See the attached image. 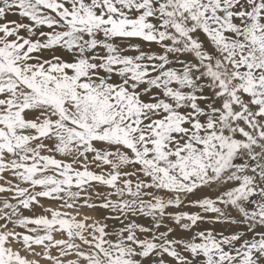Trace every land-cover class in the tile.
Wrapping results in <instances>:
<instances>
[{
  "label": "snow or ice",
  "instance_id": "snow-or-ice-1",
  "mask_svg": "<svg viewBox=\"0 0 264 264\" xmlns=\"http://www.w3.org/2000/svg\"><path fill=\"white\" fill-rule=\"evenodd\" d=\"M0 264H264V0H0Z\"/></svg>",
  "mask_w": 264,
  "mask_h": 264
}]
</instances>
